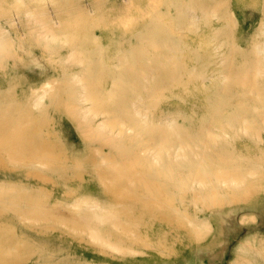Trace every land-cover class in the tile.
<instances>
[{"label":"rangeland","instance_id":"1","mask_svg":"<svg viewBox=\"0 0 264 264\" xmlns=\"http://www.w3.org/2000/svg\"><path fill=\"white\" fill-rule=\"evenodd\" d=\"M48 1L42 0L45 7L56 3ZM87 1L84 16L98 37L88 57L97 65L106 62L105 67L98 66L102 73L122 70L125 57L132 56L129 46L116 44L122 41V33L131 32L135 25L142 38L141 29L150 28L140 57L162 76L154 75L156 71L146 73L149 92L131 96L123 104L141 107L144 121L129 128L107 110L114 118L105 127L112 136L123 131L148 138L137 146L116 141L114 147L99 146L104 140L99 139L95 120L102 115L93 113V124L80 122L82 101L72 86L87 78L73 82L62 70L85 65L83 54L75 51L67 58L72 49L69 40L61 37L53 47L41 45L22 22L17 46L9 52L0 49V119L16 125L0 133V144L18 154L24 145L41 149L32 157L0 153V196L8 197L0 204V238L13 241L12 247L0 242V264H229L237 256L245 264H264V172L259 165L264 162V73L258 76V84L239 74H251L258 62V46L264 41V0H119L111 4L116 12L107 6L109 0ZM29 7L25 1L0 0V17L10 25L11 36L17 30L7 17L24 18ZM89 10L90 17L86 16ZM117 48H121L119 58L114 54ZM102 83L91 80L92 86L102 87L106 98L89 99L90 105L120 103V95L132 90L125 83L126 88L109 92V83ZM257 86L259 99L252 100L247 92L252 94L250 90ZM33 87H37L34 92ZM19 122L23 126H17ZM169 123L176 127L169 128ZM26 125H32L31 133ZM164 134L166 149L160 140ZM183 135L192 143L190 148L199 145L222 152L221 166L237 171L238 177L232 180L229 173V181L224 182L231 185L222 190L234 191L237 184L239 194L219 202L215 179L202 178L199 164L186 163L195 151L188 148L176 154ZM129 151L149 155L163 165L156 188L140 185L127 174L141 164L125 157ZM115 161L120 169L100 173L99 165L108 168ZM53 162L65 169H56ZM28 171L35 174L26 176ZM37 180L44 184H30ZM26 190L43 195L55 192L72 199L70 206L77 199L78 208L86 204L85 193L92 190L105 207L91 228L42 213L19 217L22 202L9 198ZM252 241L257 243L255 250L249 248Z\"/></svg>","mask_w":264,"mask_h":264},{"label":"bare ground","instance_id":"2","mask_svg":"<svg viewBox=\"0 0 264 264\" xmlns=\"http://www.w3.org/2000/svg\"><path fill=\"white\" fill-rule=\"evenodd\" d=\"M22 2L25 1L26 3H30L32 7H29L31 10H26V13L24 15V18H21L18 15H9L7 17L10 24L12 23L14 27L17 30V35L11 36L10 32L8 31L9 26L8 23H4V19L2 16L0 17V49L1 47L5 48V52L12 51V48L17 46V41L19 42L20 39V32L18 33L19 25L22 24V22L25 21L26 27L28 28V31L35 32L37 35V42L44 46L53 47L55 43L57 42V38L61 37L66 40H69L70 47L72 49L71 53L68 55L67 58H71L72 54H77L75 51L78 52V54L81 55V58L86 62L85 65L79 66V67H68L70 71H67L66 69H63L64 76H67L72 80L73 82H77L80 79H83V77H86L87 80L81 82L80 84L73 83L72 86L74 87V90H77L80 95L78 96L79 99H81L82 102H80V108H82V115L83 118L80 122H84V124H93L94 119L91 117L93 113L95 114H101L102 117L95 120L98 124L99 128H95V130L98 133L99 139L104 140V143H101L99 146L104 147H114L115 145L112 143V141H116L118 145L125 144L127 146L130 145H140L145 139L147 140L146 135H138L134 132H123L119 131V136H112L107 132L105 129L106 125H111L110 120L114 118V116L121 117L122 124H127L129 128L132 126H139L141 124V121H144L141 117V107H138L134 105L133 108H125L123 104H126L127 99H129L131 96H137L139 97L140 94L149 92L146 81L149 79V76H145L146 73H152L153 71H156L154 75H161V71L155 67H150L149 63L143 62L142 57H140L141 54L139 49H146L145 43L147 42V33L149 32L150 28L148 26H145V29L142 30V38L138 36V32H135L136 26L130 28L129 33H122L121 36L123 37L122 41L116 42L117 45L126 44L129 46V48L132 50L133 54L130 57L126 58V64L124 62V68L120 71H105L102 73L100 68L105 67L104 65L106 62L101 61L97 64H94L92 58L88 57L91 51V45L93 43L97 42L98 37L96 34L92 33L90 29H94V25H91V21H87V18H85L84 14H86V7L84 9V1L87 0H56V3L54 5H49L45 7L42 0H9V2ZM41 1V2H40ZM48 1V0H47ZM50 1V0H49ZM48 1V2H49ZM119 0H109L107 3V6L112 8L111 12H116V9L114 7H111V4H114L118 2ZM46 2V4L48 3ZM88 2V1H87ZM6 3V2H5ZM89 4V3H88ZM109 4V5H108ZM87 5V4H86ZM89 6H87L88 8ZM90 8V7H89ZM89 15L86 16L90 17V12L88 11ZM84 16V19H82ZM5 17V16H3ZM49 17L48 20L39 21L40 18ZM81 17V18H80ZM7 22V21H6ZM91 23V24H90ZM12 25V26H13ZM26 33V31H25ZM105 35H107V32H104ZM101 34V33H100ZM146 39V40H145ZM136 40V41H135ZM141 40V42H140ZM158 43L155 44L157 46ZM172 44L174 45L175 42L172 41ZM59 47H57V50ZM168 54V52H166ZM117 58L121 56V48H117V50L114 53ZM166 54V55H167ZM8 55V54H7ZM6 55V56H7ZM67 55V54H66ZM3 56V55H2ZM5 56V57H6ZM1 57V52H0ZM132 57V58H131ZM3 58V57H2ZM80 58V59H81ZM264 58V41L261 42L258 46L257 50V60L255 67L253 69V72L251 74L246 72H240L241 79L250 78L252 81L255 82V84H258V76L261 74L263 75L264 71L262 68H264V65L262 66V63L260 62ZM2 60V59H0ZM61 61V59H58V61ZM56 61V60H54ZM65 61V60H64ZM260 61V62H259ZM17 62V61H16ZM104 62V63H103ZM15 63V61L13 62ZM57 63V62H56ZM69 64V62H66V64ZM18 62L15 64L17 65ZM20 65V64H19ZM62 65V64H60ZM64 66V64H63ZM70 66V65H68ZM100 68H99V67ZM66 68V67H65ZM10 74H13V70H10ZM234 74L238 75L233 69ZM6 73V72H5ZM4 73V74H5ZM10 76V75H9ZM6 77V76H4ZM11 78V77H10ZM100 79L103 81L104 84L109 83L108 90L109 92H117L119 88L122 86L121 89L126 88L124 85L127 83L132 88L131 91H125V93L120 95V103H109V102H102L101 103H95L89 104V99H105L106 93L102 90V87L95 85L92 86L90 84L91 80H95V83H99ZM12 80V79H11ZM10 81V80H9ZM102 83V84H103ZM86 84H90V86H86ZM155 85H153L154 89ZM37 87H33V92L36 91ZM260 87L257 86L255 88H252L250 92L253 94L249 95L250 99L255 100L259 99L260 96ZM35 89V90H34ZM45 89V87H44ZM73 89V87H72ZM77 91H75L77 93ZM139 102V101H138ZM133 103H136V101H133ZM93 108L97 111L95 112ZM107 110H110L114 112V116H112L110 113H107ZM164 116H166V112L163 113ZM110 119V120H109ZM142 119V120H141ZM93 120V121H92ZM124 120L128 121L130 124L126 123ZM13 121H8L6 119H0V133L4 131H9L10 129H15L16 125ZM17 126H23L20 122L17 123ZM164 128L163 130L166 131V122L163 123ZM233 124V123H231ZM169 128H175L173 124L169 123ZM32 125H26L25 130L27 133H29L32 130ZM121 128V126L119 127ZM88 131H93L92 129H88ZM214 129L211 131L214 134ZM32 132V131H31ZM30 132V133H31ZM211 133V134H212ZM212 134V135H213ZM187 136V135H185ZM183 135L184 142H181L178 144V148L176 149V154H182L183 152H187L188 148L192 151H195L196 156L190 157L186 163H194L199 164V171L200 175L204 179L213 180L215 179L213 184V187L216 188V196L219 197V202H229L230 195H237L238 187L239 185L233 184L234 191L224 192L222 189L226 186H230L231 184L225 183L228 180L229 173H233V175L230 177V179L235 180L237 177V171H227L224 170L222 167L223 162L222 161V152L215 151V150H204L203 148H199V145H196L194 148L192 147V143L187 140V138ZM153 140V137H150ZM155 139V137H154ZM22 140V138L20 139ZM25 141V138H23ZM163 141V146L166 149V135L164 134L162 138L160 139ZM42 145V144H41ZM6 145L0 144V153L3 157H16L18 155H23L24 157H32L34 155H37V152L39 149H41V146H23L22 152L18 154V152H14L12 150H9L6 148ZM107 154H110L109 152H106ZM152 153H155V149L152 151ZM261 156L264 157V149L261 152ZM166 155V152H165ZM167 156L170 157V155L167 153ZM166 156V157H167ZM260 156V155H259ZM260 156V157H261ZM126 158H136L141 161V164L139 168H135L132 170L127 171V174L130 175V177L139 183L140 185L147 186V187H155V181L159 178L161 175V172L163 171V165H160L156 163L154 160H152L149 155H141L140 153H137V151H129L127 153ZM153 158V157H152ZM54 167L56 169H65V166L58 162H53ZM222 165V166H221ZM261 167H263L264 172V162L259 164ZM99 168L101 169L100 173L107 172L108 174H113L116 170L120 169L121 166L119 162L115 161L112 163V166H108L106 168L105 166L99 165ZM251 169V168H249ZM105 173V175H107ZM35 173L32 171H28L26 176H33ZM19 179H23V177L19 176ZM225 181V182H224ZM2 182L0 181V185ZM30 184L33 185H43L44 181H36V182H30ZM86 189V188H84ZM232 190V189H231ZM55 193V192H54ZM53 192H49L46 195L39 194L36 191H29L26 190L23 194H19L17 196L10 197L9 199H12L13 201H21L23 208L18 209V216L21 217L22 214H25L26 212L31 213H42L47 216H55L59 218L60 220L68 221L73 224L78 225H84L88 228L93 226V219L99 217L101 214V211H103V208L105 205L101 202L103 199L99 196H95L92 190H88L85 194L88 195L85 198V205L82 208H78L80 203L79 200H74L72 205L70 206L68 203L72 201V199L62 197L61 195ZM83 195V194H80ZM5 198H8L7 196H0V204L3 202ZM254 204H258L257 201L254 202ZM8 220H12V218H9ZM104 237H109V234H104ZM0 242H3L4 245L11 246L13 245V241L8 237H2L0 238ZM249 248L252 250L256 249L257 243L252 241L250 242ZM238 257V256H237ZM235 257L229 264H245V262L239 257ZM249 258V256H248ZM247 258V259H248ZM8 263H10V260H6ZM25 264H37L36 262ZM249 264V263H248Z\"/></svg>","mask_w":264,"mask_h":264}]
</instances>
